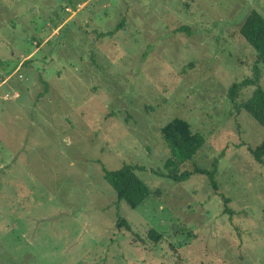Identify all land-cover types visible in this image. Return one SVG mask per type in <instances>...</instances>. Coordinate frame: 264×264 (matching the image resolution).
I'll use <instances>...</instances> for the list:
<instances>
[{
    "label": "rangeland",
    "instance_id": "1",
    "mask_svg": "<svg viewBox=\"0 0 264 264\" xmlns=\"http://www.w3.org/2000/svg\"><path fill=\"white\" fill-rule=\"evenodd\" d=\"M252 11L264 0H0V264H264L256 87L230 98L255 68L264 89ZM175 119L205 139L180 172L216 160L231 218L205 176L166 177ZM125 164L152 193L136 210L102 176Z\"/></svg>",
    "mask_w": 264,
    "mask_h": 264
},
{
    "label": "trees",
    "instance_id": "2",
    "mask_svg": "<svg viewBox=\"0 0 264 264\" xmlns=\"http://www.w3.org/2000/svg\"><path fill=\"white\" fill-rule=\"evenodd\" d=\"M181 30L188 31L186 28ZM240 33L246 42L256 52L258 59L264 64V18L256 11H252L245 19ZM18 74V73H17ZM45 92H48L49 85L43 81ZM256 87L253 96L242 105V109L259 124L264 127V89L259 85V72L255 68L253 79L236 83L230 88V98L234 100L237 91L242 87ZM162 137L168 146L171 157L165 163L166 177L175 183H185L195 175L205 176L209 186L215 195L224 203V213L231 218L234 212L228 207L230 199L219 192V185L216 181L217 161L213 163V169H202L193 166L191 171L180 172V168L193 161L198 152L205 144V139L200 134H193L190 125L182 120L175 119L162 129ZM250 155L260 165L264 166V143L256 148H249ZM101 164V163H99ZM103 179L113 188L119 201L126 203L133 210L141 207L151 196L149 187L135 174L136 168L125 164L117 171H110L102 166ZM125 228L131 231L130 226L121 221L118 228ZM149 238L158 243L160 235L156 231L149 233Z\"/></svg>",
    "mask_w": 264,
    "mask_h": 264
}]
</instances>
